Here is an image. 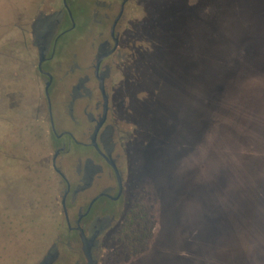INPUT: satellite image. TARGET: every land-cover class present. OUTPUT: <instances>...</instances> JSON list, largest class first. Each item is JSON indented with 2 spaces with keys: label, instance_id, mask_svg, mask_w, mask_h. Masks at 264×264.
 I'll list each match as a JSON object with an SVG mask.
<instances>
[{
  "label": "rangeland",
  "instance_id": "374dc122",
  "mask_svg": "<svg viewBox=\"0 0 264 264\" xmlns=\"http://www.w3.org/2000/svg\"><path fill=\"white\" fill-rule=\"evenodd\" d=\"M61 3L0 0V163L20 133L2 134L18 118L1 88L24 72L35 78L25 80L27 101L37 102L31 22L40 10L55 21ZM79 4V25H91V1ZM124 21L129 58L114 65L109 86L113 113L131 135L119 158L125 193L104 220L96 264H264V0H130ZM69 25L66 16L59 29ZM65 80L68 99L74 80ZM49 194L32 239L0 246V264L42 258L63 225ZM146 213L152 233L141 242L136 222Z\"/></svg>",
  "mask_w": 264,
  "mask_h": 264
},
{
  "label": "flooded vegetation",
  "instance_id": "af4514ba",
  "mask_svg": "<svg viewBox=\"0 0 264 264\" xmlns=\"http://www.w3.org/2000/svg\"><path fill=\"white\" fill-rule=\"evenodd\" d=\"M61 1V7L54 10L55 21H49L50 14L40 10L31 22L33 42L38 49L36 65L40 75L36 79L42 84L37 102L31 105L27 101L25 80L35 78L24 72L16 74L11 83L4 82L1 88L3 91L8 87V107L18 118L14 123L7 118L11 127L2 134L9 139L16 127L20 133L4 148L5 152L1 151L0 236H4V242L0 246L9 251L17 247L19 237L32 239L35 221L46 214L53 190L54 208L59 205L63 225L60 223L59 231L37 264H88L83 233L87 239L94 237L92 257L96 264L95 250L106 228L104 220L115 217L116 204L125 193L119 158L131 135L113 113L109 79L114 65L121 58L123 62L129 58L124 47V20L130 0H89L94 20L91 25L87 20L82 26L76 19L75 5L85 12V4H79V0ZM66 16L70 25L59 29ZM22 32L27 37L26 30ZM70 33L77 45L72 52L70 39H66ZM58 51L61 56L71 54L72 62L63 60ZM68 76L73 77L74 83L73 93L66 99L63 96L68 91ZM99 77L107 95L106 114ZM0 109L3 110L2 104ZM67 117L69 127L65 123ZM35 134L37 138L32 136ZM110 161L115 162L120 179ZM37 192H41L38 197Z\"/></svg>",
  "mask_w": 264,
  "mask_h": 264
},
{
  "label": "water",
  "instance_id": "95a60500",
  "mask_svg": "<svg viewBox=\"0 0 264 264\" xmlns=\"http://www.w3.org/2000/svg\"><path fill=\"white\" fill-rule=\"evenodd\" d=\"M121 13H122V11H121ZM121 13L117 16V18H116V20H115V23H114V26L116 25V23H117V21H118V19L120 18V15H121ZM100 62H101V58L99 59V61H98V65H97V69L99 68V65H100ZM100 78V81H101V89H102V93H103V95H104V99H105V114H106V112H107V95H106V93H105V89H104V84H103V79L101 78V77H99ZM111 162V164L114 166V168H115V170H116V173H117V175L119 176V179H120V173H119V170H118V168H117V166H116V164H115V162L114 161H110ZM121 184V183H120ZM83 232V231H82ZM93 239H94V237L93 238H91V239H87V237L84 235V233H83V242H84V246H83V249H84V252H85V254H86V256H87V258H88V264H93V257H92V245H93Z\"/></svg>",
  "mask_w": 264,
  "mask_h": 264
},
{
  "label": "trees",
  "instance_id": "16d2710c",
  "mask_svg": "<svg viewBox=\"0 0 264 264\" xmlns=\"http://www.w3.org/2000/svg\"><path fill=\"white\" fill-rule=\"evenodd\" d=\"M144 219H145V222H143V221L136 222L137 224H141L142 225L141 242H143L145 239L150 237V235L152 233V229H151L152 228V219H151V217L149 216L148 213H146ZM144 242H146V241H144ZM144 245H145V243H144Z\"/></svg>",
  "mask_w": 264,
  "mask_h": 264
}]
</instances>
